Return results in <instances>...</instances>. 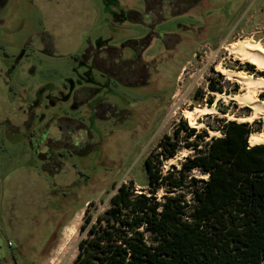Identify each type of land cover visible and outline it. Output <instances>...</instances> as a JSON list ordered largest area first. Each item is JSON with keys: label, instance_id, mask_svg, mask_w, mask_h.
<instances>
[{"label": "rangeland", "instance_id": "374dc122", "mask_svg": "<svg viewBox=\"0 0 264 264\" xmlns=\"http://www.w3.org/2000/svg\"><path fill=\"white\" fill-rule=\"evenodd\" d=\"M1 1L0 177L21 166L42 170L63 163L66 167L54 177L44 174L51 187L45 193L47 201L35 197L33 201L24 185L15 186L20 210L15 217L24 233L20 252L9 250L15 254V264L41 262L48 255L50 239L74 221L83 206L81 224L87 216L94 222L121 184L130 185L136 194L146 193L144 161L159 153L161 140H174L177 129L176 154L159 158L162 175L179 170L194 154L186 143L197 142L204 151L207 142L221 136L219 129L227 122L247 123L256 130L252 134L264 135V120H250L247 106L216 98L245 92L217 67L264 79V70L226 50L245 39L264 48V0H199L181 15H173L171 0H156L157 4L147 0L148 7H163L162 14L156 15L157 20L148 14L140 21L125 15L141 16L144 0ZM139 51L142 59L149 60L150 71L139 62L137 71L116 69L121 72L117 77L126 76L125 83L133 84L140 74L142 82L152 81L147 87L114 85L95 64L96 58L105 61L102 67L109 61L117 68ZM157 64L151 75L155 73L151 66ZM256 98L264 102V92ZM197 107L214 108L216 113L197 117L192 127L183 112ZM186 129L193 131L192 137L186 136ZM62 131L78 135V147L84 146V152L62 147L70 148L69 139L56 145L54 139ZM40 154H47L48 160ZM190 176L207 180L196 171ZM2 192L0 252L5 253L2 243L8 233L3 211L8 194ZM162 195L161 190L156 193L157 198ZM80 226L47 264L73 263L77 244L86 235Z\"/></svg>", "mask_w": 264, "mask_h": 264}, {"label": "trees", "instance_id": "16d2710c", "mask_svg": "<svg viewBox=\"0 0 264 264\" xmlns=\"http://www.w3.org/2000/svg\"><path fill=\"white\" fill-rule=\"evenodd\" d=\"M144 1L146 15L157 20L163 7ZM219 131L204 151L197 142L186 143L194 154L165 175L159 158L174 157L180 130L175 141L161 140L159 153L144 161L147 192L136 194L121 184L94 222L83 217L80 232L86 235L72 264H264V145L249 147L256 130L247 123L230 121ZM193 171L207 180L191 177ZM159 190L163 195L157 198Z\"/></svg>", "mask_w": 264, "mask_h": 264}, {"label": "crops", "instance_id": "0c3cea01", "mask_svg": "<svg viewBox=\"0 0 264 264\" xmlns=\"http://www.w3.org/2000/svg\"><path fill=\"white\" fill-rule=\"evenodd\" d=\"M146 5V4H145ZM190 10V9H189ZM185 13V12H184ZM134 15L135 17H137V19L141 20L143 16H146L147 11H146V7H145V11L143 14H141V16L139 15L138 12H131L129 15ZM176 15H181V14H176ZM148 46H146L147 48ZM142 52L139 51V60L140 62H142V66H144L147 70L150 71V64H149V60H144L142 59ZM99 58V57H98ZM102 60V59H101ZM156 59H152V61H154ZM104 60L100 61V67H98L100 70L106 72L108 70V68H110V64L111 62L107 61L106 65L107 67H102L105 65ZM122 64V63H121ZM121 64H119V66L117 68L114 67V69H118L121 68ZM110 66V67H109ZM157 65H154V67L151 66V69L155 72L152 73L151 75L156 74L157 72ZM148 71V72H149ZM147 72V73H148ZM152 81H149L148 79L144 82L145 86H149L151 84ZM67 131H62L59 132V134L57 135V137L54 139L55 140V144L58 146H62L60 145L61 143H63L62 139H65L66 141L69 139L71 141V143H78V135H72V136H67L66 134ZM70 145V148H67L65 146H62L66 149H71L73 152L76 153H81L84 152V146L83 147H78V144L75 146L69 142H67ZM76 149V150H75ZM39 157L42 160H48V155L47 154H40ZM64 169H66L65 164L63 163H54L52 164L50 167H43L42 170L36 169V168H31V167H27V166H21L19 168H16L12 171H10L7 175L1 176L0 177V192L3 190L2 193H6L8 194L7 197L8 199L4 201V207L5 210L3 211V223L4 226L6 228V231L8 233V240L5 243H2V247H4V249L6 250L5 253H1L0 252V264H15L16 262V258L14 257V253L10 252L9 250H13L17 253L20 252L21 250V245L23 243V236L24 233L22 234L21 231L19 230V221L18 219L15 217V212L19 213L20 210L17 208L15 201L17 200V196L15 194H13L14 190H15V186L17 184H22L24 185L27 189H28V194H31V198L33 200V197L37 198L38 201L40 199L45 198L47 201V198L49 196H46V190L49 192L51 191V187L49 182L44 178V174L46 175H50L52 177L59 175L61 172L64 171ZM57 180H59V178H57ZM54 193V191H52ZM13 194V196H12ZM34 201V200H33ZM83 211H84V206L81 210L80 213L76 214L75 220H69V222L65 223L60 231L58 235H54V237H52L49 241L50 244V249L48 250V255L46 257H44L41 262L36 263L35 261L30 262V264H47L50 260V255L57 253V252H62L65 248L66 242L68 241V238L73 236V234L76 233L77 229L79 228L80 224H81V218L83 216ZM73 229V233L70 232V230ZM64 238V240H63ZM63 240V241H62ZM66 240V241H65ZM8 242L12 243V246L9 247L7 245ZM0 251H1V247H0Z\"/></svg>", "mask_w": 264, "mask_h": 264}, {"label": "bare ground", "instance_id": "6f19581e", "mask_svg": "<svg viewBox=\"0 0 264 264\" xmlns=\"http://www.w3.org/2000/svg\"><path fill=\"white\" fill-rule=\"evenodd\" d=\"M229 51L236 59L242 62H248L259 70H264V48L258 43L245 39L227 46ZM219 71L228 81L235 82L241 90L245 92L237 96H227L225 94H217V99H223L224 102H235L241 106H247L251 110L250 120L253 118H261L264 120V102H260L256 98L258 92H264V79H254L241 73H234L222 67H217ZM216 113L214 108L197 107L192 110L183 112V116L188 119L190 126H196V119L199 116ZM249 146L264 145V135L251 134L248 139ZM181 158V157H180ZM73 233V229L70 230Z\"/></svg>", "mask_w": 264, "mask_h": 264}, {"label": "flooded vegetation", "instance_id": "af4514ba", "mask_svg": "<svg viewBox=\"0 0 264 264\" xmlns=\"http://www.w3.org/2000/svg\"><path fill=\"white\" fill-rule=\"evenodd\" d=\"M154 1L155 4H157L156 0H150V2ZM172 7L176 10V11H181L182 9V13H186L189 11V9L193 6H195L197 3H199V0H172ZM1 0H0V5H1ZM158 6V5H157ZM152 7V6H151ZM181 14V13H179ZM175 15V14H174ZM137 58L133 57V59L131 61H126V63H122L121 66L122 68H125L124 70H136L138 68H136V64H137ZM95 64L97 67H100V62H99V59H96L95 58ZM111 66V67H110ZM110 68H108V70L106 71L108 74H109V77H110V81L115 85V84H120V85H126V86H135V85H141L143 84L145 81H141V79L143 78L142 76L140 77L138 74L137 77H136V80H137V83H136V80L133 79L132 82L133 84H128V83H125V77L124 78H118L117 75L120 77V74L121 72L119 70H116L114 69V66L112 65V63L110 64ZM144 70L146 71L147 68H145L143 66ZM119 69V68H118ZM131 73V72H130ZM137 73V72H136ZM123 74H126L123 72ZM127 75V74H126ZM139 80V81H138ZM135 82V83H134ZM141 82V83H139ZM110 108V107H109Z\"/></svg>", "mask_w": 264, "mask_h": 264}, {"label": "built area", "instance_id": "2783aa9c", "mask_svg": "<svg viewBox=\"0 0 264 264\" xmlns=\"http://www.w3.org/2000/svg\"><path fill=\"white\" fill-rule=\"evenodd\" d=\"M7 245H8L9 247H11V246H12V243H11V242H8Z\"/></svg>", "mask_w": 264, "mask_h": 264}, {"label": "water", "instance_id": "95a60500", "mask_svg": "<svg viewBox=\"0 0 264 264\" xmlns=\"http://www.w3.org/2000/svg\"><path fill=\"white\" fill-rule=\"evenodd\" d=\"M249 145V144H248ZM249 147H252V146H249Z\"/></svg>", "mask_w": 264, "mask_h": 264}]
</instances>
